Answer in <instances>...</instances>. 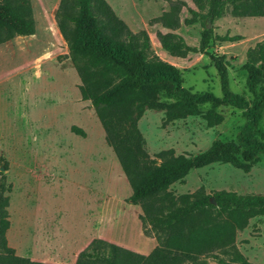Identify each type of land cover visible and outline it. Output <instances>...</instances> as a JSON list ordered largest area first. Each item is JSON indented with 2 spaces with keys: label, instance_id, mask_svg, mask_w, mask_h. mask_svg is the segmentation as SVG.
Returning a JSON list of instances; mask_svg holds the SVG:
<instances>
[{
  "label": "rangeland",
  "instance_id": "obj_1",
  "mask_svg": "<svg viewBox=\"0 0 264 264\" xmlns=\"http://www.w3.org/2000/svg\"><path fill=\"white\" fill-rule=\"evenodd\" d=\"M28 1L33 34L0 44V185L8 196L6 244L17 256L57 264H74L93 238L146 255L157 244L155 234L138 219L139 205L129 201V183L105 143L97 116L89 101L80 99L79 79L54 19L59 0ZM105 1L132 32H146L151 53L178 69L185 88L220 96L209 55H223L229 89L251 98L242 64L246 49L264 38V17L233 16L225 4L219 17L201 19L191 0ZM172 1L183 5L178 27L170 30L153 19ZM203 28L211 31L204 52L173 56L157 39L158 32H173L187 45L197 46ZM221 35L238 39L218 40ZM221 116L212 126L200 116L164 123L161 110L144 109L136 125L150 158L165 149L192 156L214 140L234 139L244 122L242 111L224 107ZM71 126L84 136L72 132ZM255 136L264 141V111ZM199 187L206 194L220 189L264 194V155L247 172L217 162L191 169L168 190L176 196ZM234 245L247 261L264 264V216L248 219L236 231ZM213 253L224 257L221 251ZM203 261L217 264L211 256Z\"/></svg>",
  "mask_w": 264,
  "mask_h": 264
},
{
  "label": "trees",
  "instance_id": "obj_2",
  "mask_svg": "<svg viewBox=\"0 0 264 264\" xmlns=\"http://www.w3.org/2000/svg\"><path fill=\"white\" fill-rule=\"evenodd\" d=\"M201 19L219 17L228 4L233 16L264 17V0H191ZM180 1H172L154 21L173 30L179 25ZM67 56L76 70L80 99L88 100L104 133V140L129 183V201L138 204L141 224L153 230L157 244L142 255L100 238L78 252L74 264H204L211 256L217 264H252L236 249L234 236L248 219L264 216V194H239L231 190L204 193L201 187L174 196L168 187L189 170L210 163H228L247 172L264 141L255 136L264 111V38L245 51L242 68L251 98L229 89L223 55H209L216 70L220 96L191 91L181 84L178 69L152 54L144 30L132 32L105 0H59L54 12ZM186 19L184 22L188 23ZM34 21L28 0H0V44L14 36L31 35ZM233 41L238 36H216ZM160 47L173 56L204 52L211 39L203 28L197 46L187 45L173 32L157 33ZM203 107H206L205 109ZM242 111L244 122L233 140H214L192 155L158 151L150 158L136 121L144 109L163 113V122L200 116L208 126L221 120V109ZM80 136L84 132L71 126ZM0 185V264H49L17 256L6 244L8 196ZM213 251H221L220 257Z\"/></svg>",
  "mask_w": 264,
  "mask_h": 264
},
{
  "label": "crops",
  "instance_id": "obj_3",
  "mask_svg": "<svg viewBox=\"0 0 264 264\" xmlns=\"http://www.w3.org/2000/svg\"><path fill=\"white\" fill-rule=\"evenodd\" d=\"M39 262H43V263H49V264H57V261L54 260H40Z\"/></svg>",
  "mask_w": 264,
  "mask_h": 264
}]
</instances>
